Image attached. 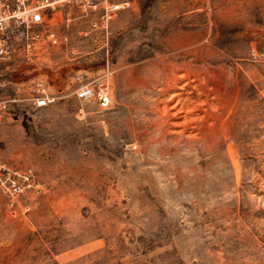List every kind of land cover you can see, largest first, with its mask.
Listing matches in <instances>:
<instances>
[{"label":"rangeland","instance_id":"1","mask_svg":"<svg viewBox=\"0 0 264 264\" xmlns=\"http://www.w3.org/2000/svg\"><path fill=\"white\" fill-rule=\"evenodd\" d=\"M97 16L0 63V264H264V0Z\"/></svg>","mask_w":264,"mask_h":264},{"label":"built area","instance_id":"2","mask_svg":"<svg viewBox=\"0 0 264 264\" xmlns=\"http://www.w3.org/2000/svg\"><path fill=\"white\" fill-rule=\"evenodd\" d=\"M131 2L132 0H0V63L17 54L26 59L32 58L39 41L65 42L66 35H58L49 27L50 22L58 20V17L68 24L74 18L97 12L99 23L105 26L118 11L129 8ZM96 22L97 20L94 24ZM76 92L82 99L96 100L100 107L110 105L111 97L104 85L86 83L79 86ZM48 100L47 94H41L35 98V104L43 105ZM4 168L0 161V177ZM0 184L7 192L10 191V195L23 189L22 183L14 178L9 179L8 183L0 180Z\"/></svg>","mask_w":264,"mask_h":264},{"label":"bare ground","instance_id":"3","mask_svg":"<svg viewBox=\"0 0 264 264\" xmlns=\"http://www.w3.org/2000/svg\"><path fill=\"white\" fill-rule=\"evenodd\" d=\"M173 62V61H172ZM193 62V61H192ZM160 64V63H159ZM175 65V64H174ZM188 65V64H187ZM164 67V66H163ZM166 67V66H165ZM191 67V66H190ZM192 68V67H191ZM144 69V68H143ZM148 69V68H147ZM198 69V68H197ZM186 70H187V68H186ZM192 70H193V68H192ZM190 72H191V70H190ZM179 74V73H178ZM192 74V73H191ZM173 76H174V74H172ZM175 75H177L176 73H175ZM183 75V74H182ZM188 75V74H187ZM193 75V74H192ZM197 75V74H196ZM181 76V74H179L178 75V78ZM167 77V76H166ZM165 77V78H166ZM171 78H172V76H171ZM187 78V77H186ZM190 78V77H189ZM169 79V78H168ZM175 76H174V78H173V81L175 82ZM158 80V79H157ZM170 81V80H169ZM185 81V80H184ZM201 81V80H200ZM161 82H162V79H161ZM166 82V81H165ZM171 82V81H170ZM191 82V81H190ZM194 83V82H193ZM136 84V83H135ZM168 84V83H167ZM170 84V83H169ZM183 84V83H182ZM186 84V83H185ZM192 84V83H191ZM146 85V84H145ZM173 85H175V83H173ZM177 85V84H176ZM166 86V85H165ZM183 86V85H182ZM185 86V85H184ZM188 86V85H187ZM194 86V85H193ZM166 87H168V86H166ZM169 87H171V84L169 85ZM168 87V88H169ZM176 87V86H175ZM197 88V87H196ZM165 89V88H164ZM181 89V88H180ZM163 90V89H162ZM167 90V89H166ZM182 90V89H181ZM157 91V90H156ZM166 93V92H165ZM181 93H182V91H181ZM208 93V92H207ZM162 94V93H161ZM171 94V93H170ZM178 94V93H177ZM177 94H175L174 93V95H177ZM174 95H171L169 98H167L168 99V101L169 100H171L172 98H173V96ZM180 96V95H179ZM186 96V95H185ZM188 97V96H187ZM182 98V97H181ZM181 98H179V99H181ZM189 98H190V96H189ZM192 99V98H191ZM162 100V99H161ZM182 100H183V98H182ZM181 100V101H182ZM176 101H177V99H176ZM186 101V100H185ZM188 101V100H187ZM186 101V102H187ZM170 102V101H169ZM178 102V101H177ZM193 102V101H192ZM198 103V102H197ZM193 105H194V103H193ZM192 106V105H191ZM203 106V105H202ZM205 106V105H204ZM159 107V106H158ZM177 107V104L176 103H173V104H170V105H168L167 104V102H166V100H165V103L163 104V106L160 108L162 111H165V110H167V108H172V109H175ZM159 109V108H158ZM177 109V112H180V111H183L184 112V114H182V120H181V123H184V122H186V121H188V119L191 117L190 115H188L189 114V112L192 110V108H190V104L187 102V103H185L184 102V100H183V102L181 103V105H180V107H177L176 108ZM196 111V110H195ZM193 112V111H192ZM171 113H172V111H171ZM190 116V117H189ZM175 123H177V122H175ZM177 125H178V123H177ZM158 132V131H157ZM175 141V140H174Z\"/></svg>","mask_w":264,"mask_h":264}]
</instances>
